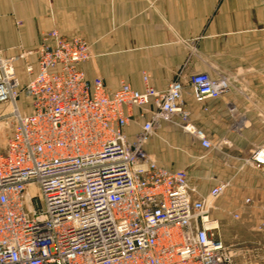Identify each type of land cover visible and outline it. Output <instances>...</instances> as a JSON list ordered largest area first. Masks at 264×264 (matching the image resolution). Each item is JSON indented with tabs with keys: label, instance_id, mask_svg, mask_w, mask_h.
Instances as JSON below:
<instances>
[{
	"label": "built area",
	"instance_id": "2783aa9c",
	"mask_svg": "<svg viewBox=\"0 0 264 264\" xmlns=\"http://www.w3.org/2000/svg\"><path fill=\"white\" fill-rule=\"evenodd\" d=\"M35 57L37 73L26 64L32 77L20 86L0 54V264H257L251 250L223 243L209 215L227 183L194 198L183 169L160 167L144 149L161 121L214 148L184 100L219 99L224 78L178 74L156 90L144 71L143 91L124 81L108 91L81 70L89 42L57 29L41 34ZM131 121L141 130L129 140ZM251 161L264 176V151Z\"/></svg>",
	"mask_w": 264,
	"mask_h": 264
},
{
	"label": "crops",
	"instance_id": "0c3cea01",
	"mask_svg": "<svg viewBox=\"0 0 264 264\" xmlns=\"http://www.w3.org/2000/svg\"><path fill=\"white\" fill-rule=\"evenodd\" d=\"M53 29L89 42L92 57L81 70L89 83L100 76L108 91L120 81L143 91L144 71L156 90L178 74L224 78L228 89L219 99L184 100L190 123L214 148L161 121L144 149L160 167L183 169L196 186L194 198L227 183L209 210L220 237L234 214L247 229L264 224V176L251 161L253 152L264 151V0H0V54L11 60L20 86L32 77L26 64L37 73L40 36ZM140 125L124 128L129 140Z\"/></svg>",
	"mask_w": 264,
	"mask_h": 264
},
{
	"label": "rangeland",
	"instance_id": "374dc122",
	"mask_svg": "<svg viewBox=\"0 0 264 264\" xmlns=\"http://www.w3.org/2000/svg\"><path fill=\"white\" fill-rule=\"evenodd\" d=\"M6 105L0 104V112L5 110ZM30 196L36 194V187H30L28 189ZM221 237L226 244L235 245L241 248L249 249L252 251V256L257 257V264H264V252L261 250L264 247V224L259 225L254 230L245 228L243 224L236 221L234 218H230L227 226L224 227V232L221 233ZM240 235L238 238L235 236ZM244 260L240 259L238 264H245Z\"/></svg>",
	"mask_w": 264,
	"mask_h": 264
}]
</instances>
